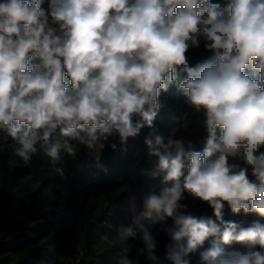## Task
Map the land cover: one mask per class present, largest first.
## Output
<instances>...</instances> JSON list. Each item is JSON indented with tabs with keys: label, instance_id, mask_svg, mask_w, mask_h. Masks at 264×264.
Masks as SVG:
<instances>
[{
	"label": "clouds",
	"instance_id": "clouds-1",
	"mask_svg": "<svg viewBox=\"0 0 264 264\" xmlns=\"http://www.w3.org/2000/svg\"><path fill=\"white\" fill-rule=\"evenodd\" d=\"M172 88L203 112L202 148L157 127ZM145 129L160 188L120 226L142 247L116 264H264V0H0V133L25 165L99 161Z\"/></svg>",
	"mask_w": 264,
	"mask_h": 264
},
{
	"label": "trees",
	"instance_id": "trees-1",
	"mask_svg": "<svg viewBox=\"0 0 264 264\" xmlns=\"http://www.w3.org/2000/svg\"><path fill=\"white\" fill-rule=\"evenodd\" d=\"M210 55L203 46L189 52L192 64ZM160 100L156 124L161 132L174 130L202 148L203 112L188 105L175 88L162 93ZM146 131L126 146L118 144L115 151L106 148L99 161L82 148L75 158L63 154L54 166L40 152L25 165L15 155L14 142L0 133V264H116L124 247H130V258H135L133 244L142 247L139 233L121 240L120 226H129L139 214L145 193L160 188V180L146 174L155 163L143 144ZM188 203L194 214L211 215L207 205L191 198ZM225 219L247 224L258 217L226 211ZM163 228L152 229L160 231L161 254L167 242ZM197 260L194 255L192 264Z\"/></svg>",
	"mask_w": 264,
	"mask_h": 264
}]
</instances>
